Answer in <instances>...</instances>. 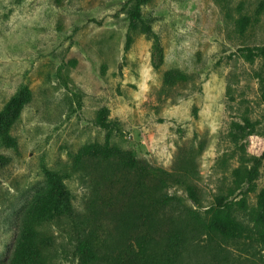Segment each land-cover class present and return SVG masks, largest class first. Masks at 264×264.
Returning <instances> with one entry per match:
<instances>
[{
  "label": "rangeland",
  "instance_id": "rangeland-1",
  "mask_svg": "<svg viewBox=\"0 0 264 264\" xmlns=\"http://www.w3.org/2000/svg\"><path fill=\"white\" fill-rule=\"evenodd\" d=\"M135 3L0 0V112L23 87L31 92L0 140V264L45 187L43 167L69 175L63 181L79 211L93 180L118 196L92 220L105 241L98 264L135 263L146 226L131 190L115 194L118 185L103 181L107 170L76 161L84 147L106 142L187 173L206 206L219 195L245 202L234 206L245 231L212 237L180 218L191 208L206 220L205 207L168 185L172 199L147 208L160 224L143 264H264L253 226L264 210V58L242 51L264 45V0H142L131 29ZM176 72L186 79L168 82ZM165 230L174 231L171 243ZM56 233L51 264H71L65 230Z\"/></svg>",
  "mask_w": 264,
  "mask_h": 264
},
{
  "label": "trees",
  "instance_id": "trees-1",
  "mask_svg": "<svg viewBox=\"0 0 264 264\" xmlns=\"http://www.w3.org/2000/svg\"><path fill=\"white\" fill-rule=\"evenodd\" d=\"M135 2L133 12L129 15L131 29L138 26L142 0H135ZM129 42L130 37L127 35L126 46ZM242 51L248 60H252L254 56L264 58V45L244 47ZM176 77L180 80L186 79L184 74L176 72L168 74L166 80L170 82ZM30 98V90L23 87L0 112V140L4 135L8 138L6 131ZM78 155L76 161L80 164L87 163L97 170H107L102 175L103 181L106 184L118 185L115 194L124 195L126 191L131 190V194L140 206V219L146 228L136 238L137 251L131 258L134 264L148 263V253L154 245L152 232L158 229L160 223L149 216V212L151 214L153 210L147 208L157 210L158 206L165 205L172 199L164 192L170 184L182 185L187 198L195 204L197 209L205 207L206 220L198 216L196 209L191 208L180 217L183 222L196 220L197 232L212 237L230 238L241 235L246 229L234 212L236 205L240 209L244 208L243 199L232 201L227 200L226 195H219L215 197L212 204L206 206L195 185L187 181L185 176L187 173L184 175L175 169L168 171L150 165L137 159L130 151H122L111 146L109 142L104 145L90 144ZM184 164L190 166V160ZM42 171L45 187L37 193L22 217L21 229L7 264H51L56 254V230L60 227L65 230L71 264H98L101 253L104 254L105 241L98 235L92 220L96 218V215L111 212L114 199H119L118 196L110 195V192L101 189V185L93 180L89 183V196L86 198L85 206L79 211L74 204V195L63 181V178L69 175L63 176L57 170L46 167H43ZM131 174L134 180L126 178ZM253 226L259 241L264 243V210L255 217ZM173 235V230H165L163 233V237L165 236L164 238H167L170 243L175 238Z\"/></svg>",
  "mask_w": 264,
  "mask_h": 264
}]
</instances>
